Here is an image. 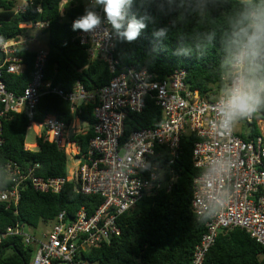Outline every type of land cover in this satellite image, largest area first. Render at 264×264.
I'll return each instance as SVG.
<instances>
[{
    "label": "built area",
    "instance_id": "built-area-1",
    "mask_svg": "<svg viewBox=\"0 0 264 264\" xmlns=\"http://www.w3.org/2000/svg\"><path fill=\"white\" fill-rule=\"evenodd\" d=\"M61 9L68 5L62 2ZM29 0H21L15 15L26 12ZM99 11V9H97ZM41 13V9H38ZM101 17L103 13L100 12ZM24 31L9 39L0 38V148L5 144L4 123L15 114H25L29 129L39 128L35 144L24 148L39 149V140L55 144L77 161L67 177L38 175L40 165L8 161L3 170L10 187L0 191V201L17 207L23 187L32 186L41 193L58 194L68 182H75L82 195L100 196L102 204L92 214L82 207L71 223L61 212L49 233L41 238L27 231V225L16 223L0 231V245L11 237L21 238L26 247H34L31 264H93L84 253L112 238L120 236L119 218L131 211L144 197L160 190L170 191L178 175L174 164L180 157L181 140L188 132L199 141L193 149V163L200 174L193 182L192 211L206 220V230L195 247L189 264H204L219 234L236 228L246 231L264 246V114L254 113L242 121L249 126L256 122L259 135L245 140L236 134L234 125L228 131L218 126L217 105L203 100L198 91L186 84L187 72L176 69L170 76L156 80L147 69L122 68L105 86L88 92L81 83L66 91L45 79L48 50L38 48L34 56L31 82L22 94L8 90L7 75L26 71L25 53L38 41L30 30L45 31L49 22L35 20L21 25ZM76 39L85 47L92 60L99 59L116 73V35L104 22L95 33L79 32ZM2 55V57H1ZM224 80L227 81L225 77ZM228 83V81H227ZM55 94L68 101L74 119H80L83 105L93 104V136L85 156L73 137L69 125L56 116L34 120L41 99ZM149 100L155 101L163 112V121L154 129H138L123 140L125 121L129 113H142ZM168 149L164 165L158 162L160 148ZM147 169V170H145Z\"/></svg>",
    "mask_w": 264,
    "mask_h": 264
},
{
    "label": "trees",
    "instance_id": "trees-1",
    "mask_svg": "<svg viewBox=\"0 0 264 264\" xmlns=\"http://www.w3.org/2000/svg\"><path fill=\"white\" fill-rule=\"evenodd\" d=\"M64 0H29L26 12L15 15L20 0H0V38L9 39L20 35L22 24L35 20L47 21L46 49L48 60L45 79L66 91L81 83L88 92L106 84L125 67L147 69L156 80L170 76L176 69L186 70V84L198 91L206 101H216L227 85L222 63L225 57L224 34L228 29L227 18L239 7L240 0H173L165 3L164 12L154 7L134 8L145 10L153 17L148 28L134 43L120 42L116 37L114 57L119 61L118 71L112 73L102 60H92L85 47L76 39L80 31H72L73 20L82 14L85 5L79 0H66L67 17H61ZM38 9H41L39 13ZM167 28L165 37L156 38L153 32ZM42 32V31H40ZM215 34L209 41L208 36ZM35 48L25 53L27 69L19 75H7L8 90L22 94L31 82L34 72ZM94 105H83L79 118L88 124L94 123ZM264 114L261 109L257 116ZM72 125L74 117L71 105L62 97L50 94L43 97L35 110L34 120L41 122L46 116ZM163 121V112L153 100H149L142 113H129L125 121L122 141L138 129H154ZM28 118L15 114L4 123L6 142L0 148V191L10 187L3 166L8 161L21 164L27 162L40 165L38 175L43 177H67L68 155L55 144L39 140L36 152L24 148ZM248 135L239 134L245 140L259 135L256 122L249 125ZM93 133L77 134L73 141L85 156ZM199 138L191 132L181 140L180 157L174 164L178 178L170 191L160 190L142 198L129 212L119 218L120 236L112 238L99 248L84 253L93 264H189L195 247L206 230V220L198 218L192 211L193 182L200 171L193 163V149ZM158 162L164 165L169 158L166 147L159 149ZM100 196L82 195L75 182H68L63 191L41 193L26 185L21 192L17 207L0 201V231L16 223L37 228L40 222H55L65 211L67 223L75 220L80 208L90 214L102 204ZM34 247L23 245L21 238L11 237L0 245V264H31ZM204 264H264V246L246 231L236 228L222 231L209 251Z\"/></svg>",
    "mask_w": 264,
    "mask_h": 264
},
{
    "label": "clouds",
    "instance_id": "clouds-1",
    "mask_svg": "<svg viewBox=\"0 0 264 264\" xmlns=\"http://www.w3.org/2000/svg\"><path fill=\"white\" fill-rule=\"evenodd\" d=\"M165 3L171 5L173 0H88L71 28L95 33L106 22L120 42L131 44L140 39L153 21L147 10L138 13L134 8L154 7L164 12ZM226 22L222 68L228 83L217 105L218 126L224 131L264 109V0H240ZM166 35L165 27L153 32L156 38ZM214 35L208 36L209 41ZM201 218L209 216L201 214Z\"/></svg>",
    "mask_w": 264,
    "mask_h": 264
},
{
    "label": "rangeland",
    "instance_id": "rangeland-1",
    "mask_svg": "<svg viewBox=\"0 0 264 264\" xmlns=\"http://www.w3.org/2000/svg\"><path fill=\"white\" fill-rule=\"evenodd\" d=\"M21 1V0H20ZM82 1L83 4L86 6L88 3V0H79ZM31 34H34V36L37 39V43L32 46V48L38 49V48H46V44L48 42V35L44 34L43 31H37V30H30ZM88 124L85 122L81 121L80 119H74L72 125L69 127L68 130V136L69 138L74 137L75 135L79 134L82 131H85L88 129ZM82 130V131H81ZM234 130L236 134H246L249 130V127L241 120L238 122V124L234 125ZM39 128L34 127L32 129H29L26 134L25 142L28 145H33L36 142V136L39 133ZM31 151L36 152V148H31ZM69 163H68V174H71V171L74 170L75 165H77V161L73 160L71 156H68ZM55 222H40V224L37 226V228H32L27 226V231L32 234L36 235L39 238L42 237L43 234L49 233L52 228L54 227Z\"/></svg>",
    "mask_w": 264,
    "mask_h": 264
},
{
    "label": "crops",
    "instance_id": "crops-1",
    "mask_svg": "<svg viewBox=\"0 0 264 264\" xmlns=\"http://www.w3.org/2000/svg\"><path fill=\"white\" fill-rule=\"evenodd\" d=\"M61 17L64 18V19L67 17V6L66 7L64 6V9H62V11H61ZM249 133H250V130H248V132L245 135H248Z\"/></svg>",
    "mask_w": 264,
    "mask_h": 264
},
{
    "label": "water",
    "instance_id": "water-1",
    "mask_svg": "<svg viewBox=\"0 0 264 264\" xmlns=\"http://www.w3.org/2000/svg\"><path fill=\"white\" fill-rule=\"evenodd\" d=\"M1 57H2V55H1Z\"/></svg>",
    "mask_w": 264,
    "mask_h": 264
}]
</instances>
